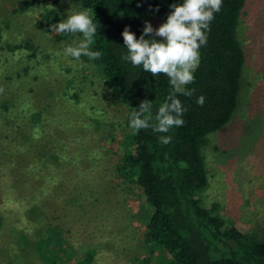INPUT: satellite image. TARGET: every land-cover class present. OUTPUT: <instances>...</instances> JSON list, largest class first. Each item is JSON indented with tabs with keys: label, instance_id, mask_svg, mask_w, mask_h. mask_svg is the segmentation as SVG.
Segmentation results:
<instances>
[{
	"label": "rangeland",
	"instance_id": "374dc122",
	"mask_svg": "<svg viewBox=\"0 0 264 264\" xmlns=\"http://www.w3.org/2000/svg\"><path fill=\"white\" fill-rule=\"evenodd\" d=\"M79 12L90 16L67 0H0V94L6 93L0 95V264H158L163 258L164 252L150 251L140 187L116 172L131 131L127 105L103 84L91 58L64 55L82 33L51 31L50 25ZM145 21L154 30L163 24L148 8L143 29ZM237 37L245 54L240 90L229 120L206 137L207 182L198 196L259 239L264 0H245ZM56 142L58 161L50 157ZM36 203L48 221L61 225L51 242L47 219L26 212ZM25 226L43 232L32 229L37 235L30 239ZM30 248L41 256L47 251L48 258L42 262Z\"/></svg>",
	"mask_w": 264,
	"mask_h": 264
},
{
	"label": "trees",
	"instance_id": "16d2710c",
	"mask_svg": "<svg viewBox=\"0 0 264 264\" xmlns=\"http://www.w3.org/2000/svg\"><path fill=\"white\" fill-rule=\"evenodd\" d=\"M67 1L87 10L96 24L89 50L102 55L100 59H92V63L98 66L102 82L112 95L127 105L129 123L130 113L138 110L144 100L151 101L153 116L163 103H170L167 97L172 89L166 75L154 77L143 71L142 66L133 67L121 59L127 53L122 32L128 27L139 39L145 8L165 23L173 11L170 6L182 4L183 0ZM244 3L245 0H222L220 11L214 13L210 31L206 33L207 42L198 49L194 83L185 86L194 89V94L176 96L186 109L183 126L173 127L168 133L131 128L124 136V150L116 172L133 179L144 195L150 251L164 252L158 264H264V237L251 238L235 221L220 214L217 203L203 204L198 196L207 182L203 156L206 137L229 120L240 90L245 54L237 37V24ZM20 8L25 6L22 4ZM0 95L4 98L6 93ZM200 96L204 97L203 106L197 104ZM163 135L171 136V143L161 144L159 137ZM58 144L51 146L50 157L54 161L61 156L55 149ZM26 212L37 220L47 219V242L60 235L61 225L48 221L39 204H31ZM32 229L25 226L24 237L27 232L30 239L31 235H37L35 232H43ZM30 251L42 262L48 258L47 251L42 256L38 250L30 248Z\"/></svg>",
	"mask_w": 264,
	"mask_h": 264
},
{
	"label": "clouds",
	"instance_id": "9594fccd",
	"mask_svg": "<svg viewBox=\"0 0 264 264\" xmlns=\"http://www.w3.org/2000/svg\"><path fill=\"white\" fill-rule=\"evenodd\" d=\"M140 6L139 4L137 5ZM222 0H183L182 4H172L173 11L167 20L157 29L145 21L143 33L139 39L128 27L122 36L127 53L122 60L130 62L133 67H141L152 76L164 74L169 78L171 92L155 116L152 114L151 101L144 100L138 110L130 113V127L136 131L151 129L155 133H168L173 127L183 126L182 116L186 109L182 106L177 94L191 97L194 89L185 86L194 83V71L199 65L198 49L207 42V31L214 19V13L219 12ZM158 11V9H156ZM52 33H82L84 39L76 46L64 49L65 56L79 60L87 56L93 60L100 59L102 53L90 51L89 45L96 34L97 26L86 12L71 13L67 19L58 24L50 25ZM164 38L163 42L155 39H145V36ZM197 104L203 106L204 97L197 98ZM172 137H159L161 144L171 143Z\"/></svg>",
	"mask_w": 264,
	"mask_h": 264
}]
</instances>
